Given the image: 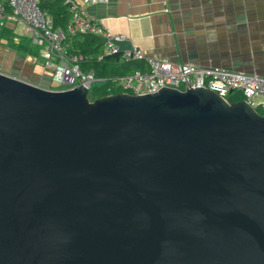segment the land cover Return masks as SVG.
I'll return each mask as SVG.
<instances>
[{
	"label": "water",
	"instance_id": "obj_1",
	"mask_svg": "<svg viewBox=\"0 0 264 264\" xmlns=\"http://www.w3.org/2000/svg\"><path fill=\"white\" fill-rule=\"evenodd\" d=\"M87 94L0 71V264H264V113Z\"/></svg>",
	"mask_w": 264,
	"mask_h": 264
},
{
	"label": "crops",
	"instance_id": "obj_2",
	"mask_svg": "<svg viewBox=\"0 0 264 264\" xmlns=\"http://www.w3.org/2000/svg\"><path fill=\"white\" fill-rule=\"evenodd\" d=\"M82 7L146 55L264 76V0H95ZM28 38L21 19L3 22L0 71L47 87L51 71Z\"/></svg>",
	"mask_w": 264,
	"mask_h": 264
},
{
	"label": "built area",
	"instance_id": "obj_3",
	"mask_svg": "<svg viewBox=\"0 0 264 264\" xmlns=\"http://www.w3.org/2000/svg\"><path fill=\"white\" fill-rule=\"evenodd\" d=\"M43 0H0V26L6 19L17 17L25 22L31 44L38 47V56L43 66L51 71V90H67L78 86L87 90L97 80L91 72L79 67L81 54L67 50L64 40L75 33H88L105 38L96 58L118 51L115 43L125 39L123 34L109 31L101 21L88 15L82 4L95 0H63L68 11L64 28H54L52 19L39 6ZM8 8V9H7ZM89 57V56H88ZM123 60H142L145 69L113 77L120 92L142 95L156 92L161 87L206 88L215 91L224 99L231 91H239L256 111L264 113V76L255 73L227 70L218 66H202L189 62H173L165 57L146 55L139 47L123 49L119 53ZM262 113V114H263Z\"/></svg>",
	"mask_w": 264,
	"mask_h": 264
},
{
	"label": "trees",
	"instance_id": "obj_4",
	"mask_svg": "<svg viewBox=\"0 0 264 264\" xmlns=\"http://www.w3.org/2000/svg\"><path fill=\"white\" fill-rule=\"evenodd\" d=\"M39 6L50 14L54 27L60 25L64 28L68 19V11L63 0H43L40 1ZM1 31L5 35L9 33L5 29H1ZM64 44L69 52L82 55V59L79 61L80 69L82 71L91 70L93 76L98 78L92 82L88 89L87 95L90 100L102 95L120 92L121 88L112 80L113 77L128 74L134 69H145L146 67L142 60H123L121 57L118 59L112 57L96 58L95 56L101 51V44H98L96 36L88 33L68 35L64 40ZM26 47L27 42L25 45L19 44L18 49H26ZM225 98L228 102H235L242 100L243 95L239 91L231 90ZM257 112L263 113L260 109H257Z\"/></svg>",
	"mask_w": 264,
	"mask_h": 264
}]
</instances>
